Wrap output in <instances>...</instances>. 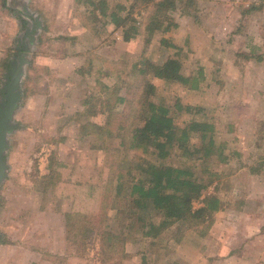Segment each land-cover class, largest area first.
<instances>
[{
  "label": "rangeland",
  "instance_id": "rangeland-1",
  "mask_svg": "<svg viewBox=\"0 0 264 264\" xmlns=\"http://www.w3.org/2000/svg\"><path fill=\"white\" fill-rule=\"evenodd\" d=\"M91 1L0 0V98L13 61H25L6 133L0 264H99L95 247L84 256L66 251L65 213L103 208L115 226L116 176H123L126 195L141 176L142 158H152L138 150L117 156L118 138L94 142L80 125L104 121L99 98L122 111L114 95L126 94L134 65L146 68L154 99L170 107L180 128L191 118L215 125L225 162L171 156L162 163L187 164L213 180L228 206L205 223L177 222L154 238L125 220L120 264H264V0H191L172 13L175 28L151 38L144 33L146 11L135 9L129 21L137 34L127 41L108 14L119 6L125 15L132 0H105L106 16ZM169 58L187 75L202 71L199 87L156 75ZM50 152L62 162L54 165L61 177L45 191L39 175ZM213 192L210 185L206 193Z\"/></svg>",
  "mask_w": 264,
  "mask_h": 264
},
{
  "label": "trees",
  "instance_id": "trees-1",
  "mask_svg": "<svg viewBox=\"0 0 264 264\" xmlns=\"http://www.w3.org/2000/svg\"><path fill=\"white\" fill-rule=\"evenodd\" d=\"M190 1L132 0L125 15L121 14L122 9L118 6L108 14V21L115 27L122 28L123 39L127 41L137 34V27L129 20L132 19L134 10L141 8L146 11L144 33L147 38H151L156 32L165 33L175 28L177 23L172 13L182 4L184 8H189ZM91 2L95 3L96 0ZM95 7L102 16L107 15L105 0H98ZM92 14L96 18L93 11ZM263 56L264 48L259 58ZM4 67V71L9 70V63ZM133 70L137 76L126 83L124 96H115L116 86L111 88L110 93L116 97L115 101L124 105L122 111L115 110L108 103L107 106L104 105L99 98L105 115L104 121L101 124L84 123L80 125V131L82 136L92 135L93 141L98 143L118 138L120 150L116 151L117 156L130 150H138L152 159L142 158L139 164L141 176L131 181L126 195L122 193L123 176H116L115 195L120 207L115 217V226L107 221L108 216L103 208L96 213L72 209L64 216L66 251L74 249L78 255L84 256L95 247L99 264H120L126 257L123 223L127 219L132 225L128 228H138L144 238H154L162 228H168L177 222L186 223L190 227L205 223L228 206L217 193L218 184L213 180L202 179L187 164L173 166L162 163L171 156L187 161L201 159L225 162L229 156L224 152L225 145L216 142L215 125L191 118L180 128L174 121L170 107L154 99L155 87L146 77V68L134 65ZM155 74L189 84L192 88L199 87L202 78V71L194 76L185 74L181 63L172 58L156 66ZM27 80L23 82V86ZM103 87L108 89V86ZM185 108L188 110L190 106ZM175 109H182L181 104L176 102ZM55 163L62 164L56 159L55 153L50 152L46 172L39 175L45 191L49 185H54L53 181H59L61 177L59 170L54 167ZM210 185L214 192L208 194L206 190ZM195 202L200 205L195 207ZM155 216L159 219L155 220Z\"/></svg>",
  "mask_w": 264,
  "mask_h": 264
},
{
  "label": "water",
  "instance_id": "water-1",
  "mask_svg": "<svg viewBox=\"0 0 264 264\" xmlns=\"http://www.w3.org/2000/svg\"><path fill=\"white\" fill-rule=\"evenodd\" d=\"M24 59L19 57L18 61H13L8 73V80L1 90L4 93L0 98V182L3 180L6 171V161L4 152L6 149V133L13 129L10 120L13 110L19 98L17 87L23 73Z\"/></svg>",
  "mask_w": 264,
  "mask_h": 264
},
{
  "label": "crops",
  "instance_id": "crops-1",
  "mask_svg": "<svg viewBox=\"0 0 264 264\" xmlns=\"http://www.w3.org/2000/svg\"><path fill=\"white\" fill-rule=\"evenodd\" d=\"M45 260H47V259H45ZM47 263H48V264H53V263H51V262H48V260L43 262V264H47Z\"/></svg>",
  "mask_w": 264,
  "mask_h": 264
}]
</instances>
